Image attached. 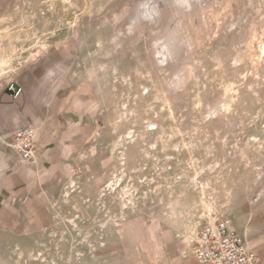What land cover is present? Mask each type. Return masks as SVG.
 <instances>
[{
  "label": "rangeland",
  "instance_id": "1",
  "mask_svg": "<svg viewBox=\"0 0 264 264\" xmlns=\"http://www.w3.org/2000/svg\"><path fill=\"white\" fill-rule=\"evenodd\" d=\"M30 71L90 136L0 264H162L220 219L264 260V0H0V104Z\"/></svg>",
  "mask_w": 264,
  "mask_h": 264
},
{
  "label": "crops",
  "instance_id": "2",
  "mask_svg": "<svg viewBox=\"0 0 264 264\" xmlns=\"http://www.w3.org/2000/svg\"><path fill=\"white\" fill-rule=\"evenodd\" d=\"M41 80V74L30 71L15 83L22 88L21 95L11 100L4 94L0 104V133L8 145L16 131L35 130L31 160L24 162L12 154L0 164V226L26 225L34 230L47 221L57 175L69 160H77L82 139L90 136L83 114L66 109L64 97L49 95ZM170 255L162 264H200L189 248H175Z\"/></svg>",
  "mask_w": 264,
  "mask_h": 264
},
{
  "label": "built area",
  "instance_id": "3",
  "mask_svg": "<svg viewBox=\"0 0 264 264\" xmlns=\"http://www.w3.org/2000/svg\"><path fill=\"white\" fill-rule=\"evenodd\" d=\"M6 92L11 100H16L22 88L12 82L7 84ZM34 142L35 130L29 127L16 131L9 146L22 161L27 162L33 157ZM190 251L200 264H262L254 253L247 250L229 219L202 226L190 241Z\"/></svg>",
  "mask_w": 264,
  "mask_h": 264
}]
</instances>
